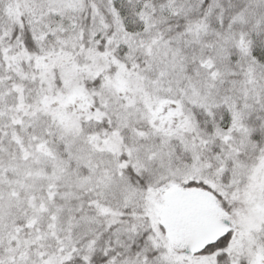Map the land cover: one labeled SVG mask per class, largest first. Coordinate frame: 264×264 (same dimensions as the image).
Here are the masks:
<instances>
[{
	"label": "snow or ice",
	"instance_id": "1",
	"mask_svg": "<svg viewBox=\"0 0 264 264\" xmlns=\"http://www.w3.org/2000/svg\"><path fill=\"white\" fill-rule=\"evenodd\" d=\"M0 264H264V0H0Z\"/></svg>",
	"mask_w": 264,
	"mask_h": 264
}]
</instances>
